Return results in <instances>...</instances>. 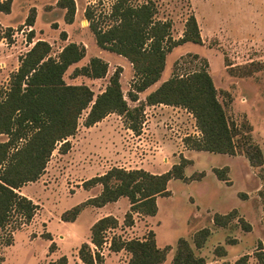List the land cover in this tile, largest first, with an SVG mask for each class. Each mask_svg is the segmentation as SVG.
<instances>
[{
	"label": "rangeland",
	"instance_id": "obj_1",
	"mask_svg": "<svg viewBox=\"0 0 264 264\" xmlns=\"http://www.w3.org/2000/svg\"><path fill=\"white\" fill-rule=\"evenodd\" d=\"M58 1L12 0L10 12H0V36H5L0 39V89L8 87L10 74L19 65L18 58L35 40L48 41L54 57L64 45L75 42L85 47V56L67 68L63 75L66 83H84L95 97L120 67V84L127 103L138 104L128 96L135 79L131 63L97 46L84 15L85 8L92 7L95 21L101 28L108 27L113 23L108 16L113 0H74L76 9L71 24H66V9ZM146 1L155 4L156 19L171 21L174 39L182 35L189 15L195 16L200 29L201 44L186 42L167 53L165 77L206 67L228 121L238 129L237 137L246 133L261 148L264 157V0H130L133 4ZM30 14L34 15L32 26L25 23ZM9 28L12 31L7 36ZM31 29L33 37L29 40ZM61 32L66 33V39L61 37ZM93 56L107 62L106 75L102 78L74 75V70L86 65ZM229 67L239 75L231 74ZM150 89L137 97L144 100ZM88 110L82 112L76 133L68 138L70 150L61 154L57 145L41 176L18 189L38 208L30 221L12 213L7 226L0 230V264H50L62 255L67 257L68 264H82L77 249L89 238V222L104 212L93 213L88 208L75 221L61 220L64 211L101 189L98 184L85 188L82 182L112 166L162 173L175 160L178 162L181 154L193 160L184 170L188 179L169 181L171 194L157 198L158 211L149 222L134 214L137 224L128 236H144L153 229L157 245L170 244L168 254L172 257L176 241L182 237L190 242L196 255L204 256L205 264H237L246 254L249 258L246 256L245 263L259 264L256 252L264 251V203L259 195L264 188V160L255 167L242 153L229 155L187 149L183 138L200 132L193 116L185 110L145 107L140 134L127 129L124 117L117 113L85 127L83 121ZM5 139L0 134V141ZM222 167L228 181L219 180L213 172L214 168ZM201 173H205L201 180H192L200 179ZM111 205L105 212L110 210L118 225L107 230V241L100 251L105 246L109 248L113 236L127 239L121 230L125 229L124 214L129 210V201L120 198ZM230 212L233 218L229 223L222 226L213 223L215 214ZM244 223L250 224V230L244 228ZM203 228L210 234L204 248L199 250L193 238ZM129 257L126 250L116 254L107 251L104 264H124Z\"/></svg>",
	"mask_w": 264,
	"mask_h": 264
},
{
	"label": "trees",
	"instance_id": "obj_2",
	"mask_svg": "<svg viewBox=\"0 0 264 264\" xmlns=\"http://www.w3.org/2000/svg\"><path fill=\"white\" fill-rule=\"evenodd\" d=\"M58 3L66 9L65 22L72 23L75 1L59 0ZM11 4L12 0L0 1V11L9 13ZM155 14L156 6L152 1L133 4L130 0H113L108 13L113 23L101 28L94 19L92 7H86L84 11L97 46L121 55L131 63L135 79L128 96L133 101L138 99V92L159 80L166 55L172 48L186 42L202 43L193 14L185 20L183 33L177 39L171 36V21L156 19ZM25 23L32 26L34 15L30 14ZM10 31L12 29L9 28L7 36H10ZM29 32L28 38L31 40L33 29ZM61 37L66 39V33L61 32ZM84 56L83 45L69 42L54 57L51 55V45L43 39H37L18 58L19 65L10 74L8 87L0 89V134L6 136L5 140L0 141V230L7 226L12 213L19 214L26 221L35 215L38 205L20 194L18 189L41 176L57 145L61 154L70 150L71 142L68 138L76 133L79 118L87 108L89 110L83 121L85 127L94 125L110 113H117L124 117L127 128L140 134L145 106L164 104L182 107L192 114L200 132L198 136L188 135L183 138L188 149L229 155L242 153L251 166L263 164L261 148L246 133L237 137L238 129L228 121L206 67L185 75L173 74L148 93L144 100L129 106L119 81L120 67L110 76L104 90L95 97L86 84L65 82L63 75L67 68ZM229 68L231 74L239 75L236 70ZM107 69L106 61L93 56L86 65L76 68L74 75L102 78ZM189 163L191 161L181 154L178 162L160 174L143 168L112 166L103 174L82 182L85 188L98 184L101 189L98 194L64 211L61 219L74 221L85 205L101 207L126 197L130 207L124 214L123 224L132 226L134 214H156V197L170 194L167 185L171 179H188L184 169ZM224 170L225 167L214 168L213 172L219 180L228 181ZM259 195L264 203V188L259 191ZM231 214H215L213 222L225 225L232 220ZM117 225V218L111 214L98 218L91 225L89 239L93 247L83 242L77 249V256L83 264H104L100 250L107 241V230ZM244 228L248 231L250 225L244 223ZM208 233V229L203 228L194 234L196 247L203 245ZM258 246L262 248L261 243ZM109 249H124L130 253L127 264H158L165 261L168 251V247L159 248L156 245L152 231L144 239L113 236ZM246 256L239 258L236 263L245 264ZM256 258L259 264H264V251H257ZM171 262L204 264V259L196 256L189 242L180 237ZM50 264H68L67 257L62 255Z\"/></svg>",
	"mask_w": 264,
	"mask_h": 264
},
{
	"label": "crops",
	"instance_id": "obj_3",
	"mask_svg": "<svg viewBox=\"0 0 264 264\" xmlns=\"http://www.w3.org/2000/svg\"><path fill=\"white\" fill-rule=\"evenodd\" d=\"M1 12V11H0ZM66 24H71V23H66ZM66 32V31H65ZM67 37V36H66ZM44 40V39H43ZM46 41V40H45ZM48 42V41H47ZM49 43V42H48ZM192 43V42H191ZM50 44V43H49ZM78 44V43H77ZM184 44V43H183ZM121 56V55H120ZM99 57V56H98ZM101 58V57H100ZM105 61V60H104ZM165 63H166V60H165ZM164 69H165V66H164ZM163 69V70H164ZM121 73V72H120ZM164 73H165V70H164V72L162 71V73H161V76H160V78H159V80L157 81V82H155L154 84H152L151 86H149L147 89H145V90H148V89H150V91H149V93L151 92V91H153V90H155L164 80H166V79H168L167 77H165L166 75H164ZM119 81H120V78H119ZM153 86V87H152ZM144 90V91H145ZM102 92V91H101ZM143 92V91H142ZM139 93H141V92H138L137 93V95L139 94ZM124 98H125V96H124ZM126 99V98H125ZM145 99V98H144ZM131 100V99H130ZM141 99H139V97H138V99L136 100V101H133V100H131L132 102H139ZM129 105V104H128ZM135 105H137V103L135 104ZM148 106H150V107H156L158 110H165L166 108H170L171 110L173 109V111L175 110V112H178V110H180L181 112L183 111V110H185L184 108H182V107H177V106H170V105H164V104H155V105H148ZM148 106H145V107H148ZM185 111H187V110H185ZM188 112V111H187ZM191 116H192V114L191 113H189ZM193 120V119H192ZM127 129H129V128H127ZM197 131H198V129H197ZM196 136H198V135H196ZM188 149V148H187ZM189 150H192V149H189ZM213 153V152H212ZM183 155V154H182ZM185 158H187L185 155H183ZM187 159H189V158H187ZM190 161H191V163H189L188 165H191V164H193V160L192 159H189ZM174 163H176V160L173 162V163H171L167 168H170L171 167V165L172 164H174ZM187 165V166H188ZM186 166V167H187ZM185 167V168H186ZM166 168V169H167ZM127 169V168H126ZM144 169V168H143ZM146 170V169H145ZM185 170V169H184ZM167 171V170H166ZM163 173V172H162ZM156 174H160V173H156ZM185 175V174H184ZM205 176V173H204V175L200 178V179H192V180H201L203 177ZM185 177H187L186 175H185ZM179 180H181V181H183V182H186V180H183V179H179ZM192 180H190V181H192ZM169 183V182H168ZM167 187H168V185H167ZM169 190V189H168ZM169 193L171 194V192H170V190H169ZM169 194V195H170ZM169 195H167V196H169ZM92 196H94V195H91V196H89V197H92ZM158 197H160V196H157L156 197V203H157V198ZM121 198H125V197H121ZM120 199V198H119ZM118 199V200H119ZM118 200L117 201H115V202H110V203H107V204H105V205H103V206H101V207H96V206H91V205H85V206H83L81 209H80V212L78 213V215H77V217L75 218V220L78 218V216L84 211V210H86V209H90L91 211H93V213H95V212H99V213H101V211H104L103 212V214H101L98 218H100V217H102V216H105V215H108V214H112L111 212H110V210H107V211H109V212H105V209L106 208H108V206H113V205H111V204H115L116 202H118ZM82 203V202H81ZM77 204H80V203H77ZM76 204V205H77ZM75 206V205H74ZM157 211H158V207H157ZM156 214H157V212H156ZM155 214V215H156ZM155 215H152V216H149V215H140L139 217H143V218H145L146 220H147V222H149V220H151V218L152 217H154ZM139 217H137V218H139ZM98 218H95L94 220H92V221H90L89 222V224H88V227H89V231H90V226L93 224V222H95ZM117 218V217H116ZM149 218V219H148ZM93 219V218H92ZM62 220V219H61ZM74 220V221H75ZM118 220V219H117ZM70 222H72V221H70ZM214 223V222H213ZM136 224H137V219H135V217H134V224L132 225V226H125V229H123V230H121V232H123V237H127V239H130V238H132V237H129L128 236V234H131V232H132V230H133V228H135V226H136ZM215 224V223H214ZM249 224V223H248ZM217 225V224H216ZM250 225V224H249ZM149 231H152L153 232V234H154V239H155V242H156V234H155V232H154V230L153 229H150ZM148 231V232H149ZM148 234V233H147ZM147 234L146 235H144V236H140V237H136V238H139V239H144L146 236H147ZM210 234V233H209ZM89 237H90V235H89ZM179 239V238H178ZM177 239V240H178ZM87 243H89L90 244V246L91 247H93V244L90 242V239L88 238V240L86 241ZM83 243V242H82ZM176 243H177V241H176ZM189 244H190V242H189ZM204 244V243H203ZM156 245H157V242H156ZM168 245H170V244H166V245H164V246H158L159 248H164V247H168V251H169V249H170V247L168 246ZM205 245V244H204ZM204 245H202L201 247H197V249H203L204 248ZM80 246V245H79ZM190 246H191V244H190ZM122 250H124V249H122ZM107 251H110V252H112V254H116L117 252H119V251H111L107 246H105L104 248H103V251H101V253L103 254V256H105L106 257V252ZM168 251H167V254H166V259H165V261H163V262H161V263H158V264H168V259H169V264H171V260H172V255L170 256V254H168ZM194 251V250H193ZM127 252V251H126ZM175 253V252H174ZM130 254V253H129ZM174 255V254H173ZM196 255V254H195ZM201 255V254H200ZM247 255V254H246ZM196 256H198V255H196ZM248 256V258H249V254L247 255ZM198 257H202V258H204V256H198ZM79 259V258H78ZM106 260H104V262H105ZM81 262V261H80ZM127 262H128V260L126 261V262H124V264H127ZM247 262H248V259H247ZM81 264V263H80ZM83 264V263H82ZM205 264V263H204ZM245 264H247V263H245Z\"/></svg>",
	"mask_w": 264,
	"mask_h": 264
}]
</instances>
